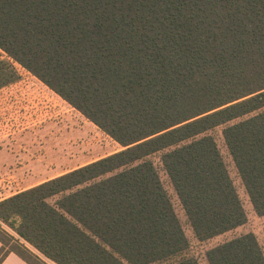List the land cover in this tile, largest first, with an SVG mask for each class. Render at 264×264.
<instances>
[{
	"label": "trees",
	"instance_id": "16d2710c",
	"mask_svg": "<svg viewBox=\"0 0 264 264\" xmlns=\"http://www.w3.org/2000/svg\"><path fill=\"white\" fill-rule=\"evenodd\" d=\"M0 59V88L21 67L122 147L0 201L19 237L0 227V264H199L149 158L163 153L199 241L233 231L247 212L219 127L264 216V0H0ZM206 257L264 264L252 233Z\"/></svg>",
	"mask_w": 264,
	"mask_h": 264
},
{
	"label": "rangeland",
	"instance_id": "374dc122",
	"mask_svg": "<svg viewBox=\"0 0 264 264\" xmlns=\"http://www.w3.org/2000/svg\"><path fill=\"white\" fill-rule=\"evenodd\" d=\"M19 74V80L0 88V201L61 176L85 163L122 150L116 141L38 78L21 67ZM41 107L57 108L59 113L54 116L50 113L45 119L33 123L27 122L25 116L33 118L32 114L46 110ZM223 130L224 127H219L210 134L216 139L227 163L247 212V222L209 241H199L195 237L163 167V153L149 158L156 166L184 227L190 244L188 253L197 259L199 264H208L206 255L210 249L249 233L256 236L264 250V216L257 215L253 209L225 145ZM56 200L57 197L51 202L54 203ZM18 222L17 219L11 221L16 224ZM0 227L19 238L11 228L12 225L0 222ZM7 242L10 247L16 245L9 238Z\"/></svg>",
	"mask_w": 264,
	"mask_h": 264
},
{
	"label": "crops",
	"instance_id": "0c3cea01",
	"mask_svg": "<svg viewBox=\"0 0 264 264\" xmlns=\"http://www.w3.org/2000/svg\"><path fill=\"white\" fill-rule=\"evenodd\" d=\"M110 155V154H109ZM106 156H108V155H106ZM106 156H103V157H106ZM103 157H101V158H103ZM100 159V158H99ZM98 160V159H97ZM96 161V160H95ZM89 163H91V162H88V163H85L84 165H86V164H89ZM84 165H82V166H84ZM81 167V166H80ZM76 168H78V167H76ZM75 169V168H74ZM71 171V170H70ZM69 172V171H68ZM2 247V243L0 242V248ZM2 264H28V263H26L23 259H21L18 255H16V254H14V253H12V254H10L5 260H4V262L2 263Z\"/></svg>",
	"mask_w": 264,
	"mask_h": 264
}]
</instances>
